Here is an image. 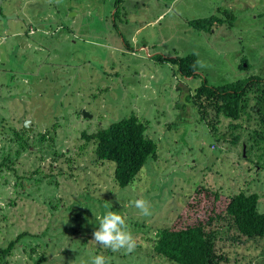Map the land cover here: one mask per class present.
I'll use <instances>...</instances> for the list:
<instances>
[{
  "label": "rangeland",
  "instance_id": "rangeland-1",
  "mask_svg": "<svg viewBox=\"0 0 264 264\" xmlns=\"http://www.w3.org/2000/svg\"><path fill=\"white\" fill-rule=\"evenodd\" d=\"M116 2L0 0V264L43 255V264H90L95 255L106 264H175L154 251L158 232L199 220H210L221 264H264V238L241 236L226 214L241 192L257 193L264 212L263 142L253 139L264 138V95L248 94L239 121L215 108L203 114L194 99L204 81L264 80V0ZM223 14L233 18L211 31L192 26ZM190 55L198 72L187 78L177 60ZM131 115L158 150L139 183L120 188L115 166L98 160L85 135ZM25 120L32 131L23 148L16 133ZM139 198L150 216L132 204ZM108 210L124 217L133 252L92 241Z\"/></svg>",
  "mask_w": 264,
  "mask_h": 264
},
{
  "label": "trees",
  "instance_id": "trees-1",
  "mask_svg": "<svg viewBox=\"0 0 264 264\" xmlns=\"http://www.w3.org/2000/svg\"><path fill=\"white\" fill-rule=\"evenodd\" d=\"M121 3H123V0H117L116 2L117 5ZM0 13H2L1 6ZM117 13L118 11L115 12V15ZM230 18H233L232 14L221 17L213 15L208 19L194 21L192 26L198 30L211 31L214 25H225L227 19ZM177 63L183 76L187 78L196 77L198 61L195 56H187L177 60ZM250 92L264 95V80L248 78L220 87H211L204 81L197 89L194 99L196 104L198 103L201 107L200 110L203 114L207 113L208 108H215L218 113L223 114L226 118L239 121L242 113V103ZM263 119L264 117H262ZM208 124L212 126L213 130H216L213 120L209 121ZM231 128L238 131L240 126L231 125ZM21 132L16 133V136L21 146L26 148L29 146L26 138L29 131L22 128ZM146 132V125L136 115H131L112 123L108 128L101 129L95 134L85 135L89 141L96 142L95 153L98 160L115 166L114 178L120 188L130 187L136 181H140L141 179L138 176L149 158L157 155L158 146L147 136ZM241 138L242 135L238 133L231 140L232 144L237 145ZM253 139L256 144L262 141V148L264 149V138L257 134ZM253 149L254 146H251V150ZM251 150L247 152L249 160L252 155ZM241 157H246L244 152H242ZM259 157L263 156L260 155ZM216 198L218 199L219 196L216 195ZM230 198V202L226 207V214L233 220L239 234L250 239L264 238V212L259 211L260 196L257 193L246 194L241 192L233 194ZM209 221L199 220L195 224L182 229H162L158 232L155 240L154 251L157 255L175 264H221L220 259L222 257L220 258L215 251L212 240L213 234L206 232ZM25 236H28V234H22L16 240L10 242L8 247L2 250V257H7ZM46 261L47 259L43 255L35 264H43Z\"/></svg>",
  "mask_w": 264,
  "mask_h": 264
},
{
  "label": "clouds",
  "instance_id": "clouds-1",
  "mask_svg": "<svg viewBox=\"0 0 264 264\" xmlns=\"http://www.w3.org/2000/svg\"><path fill=\"white\" fill-rule=\"evenodd\" d=\"M132 204L143 216L151 215L149 202L145 199H136ZM96 219L99 226L93 232V242L113 252L125 250L131 253L135 250L136 240L118 211L108 210ZM90 264H106V259L103 255H95L91 258Z\"/></svg>",
  "mask_w": 264,
  "mask_h": 264
},
{
  "label": "water",
  "instance_id": "water-1",
  "mask_svg": "<svg viewBox=\"0 0 264 264\" xmlns=\"http://www.w3.org/2000/svg\"><path fill=\"white\" fill-rule=\"evenodd\" d=\"M85 118L90 117L88 116L89 114H87V112H84ZM23 130L26 131H32V128L29 126V120H25L24 124H23ZM244 156H246V146L244 145Z\"/></svg>",
  "mask_w": 264,
  "mask_h": 264
}]
</instances>
